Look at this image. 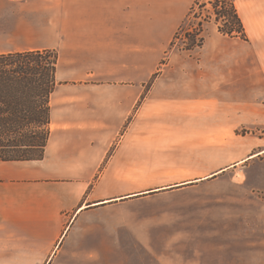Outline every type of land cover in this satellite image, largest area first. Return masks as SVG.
<instances>
[{"label":"crops","instance_id":"obj_1","mask_svg":"<svg viewBox=\"0 0 264 264\" xmlns=\"http://www.w3.org/2000/svg\"><path fill=\"white\" fill-rule=\"evenodd\" d=\"M48 1L0 0V53L58 56L43 156L0 160V264H98L179 225L139 204L185 205L164 197L242 166L246 178L264 157V0H233L247 39L210 23L189 50L170 45L196 0ZM58 12L81 15L63 26ZM142 173L182 175L157 186Z\"/></svg>","mask_w":264,"mask_h":264},{"label":"rangeland","instance_id":"obj_2","mask_svg":"<svg viewBox=\"0 0 264 264\" xmlns=\"http://www.w3.org/2000/svg\"><path fill=\"white\" fill-rule=\"evenodd\" d=\"M118 1L124 5L130 3L129 0ZM155 1L159 2L160 0ZM196 1L205 5L198 6V4H194ZM196 1L192 2L194 8L189 19H186L185 26L183 23L176 30L174 43L170 45V49L183 50L189 42L188 35H185L184 31L186 27L193 32L198 28L200 22L203 28L201 32L203 37L208 24L214 23L218 29L220 21L217 22L214 19L210 0ZM112 2L119 4L115 0L48 1V3L59 5L89 3L107 5ZM39 5L45 6L46 2L39 3ZM42 9L46 10L45 7ZM42 15L45 18L47 14ZM53 15L57 17L60 25L66 26L67 16L81 14L58 12ZM182 26L184 29H181ZM165 31L162 29L161 37L165 36ZM196 38H198V34ZM1 47L2 36L0 35ZM195 48L198 46L192 49ZM252 132H258V130H252ZM260 132L264 134V129H261ZM181 175L178 173H142L139 175V183L164 185L163 183H166L170 178L176 179ZM164 198L176 200L186 198L188 203L178 205L177 208H168L162 206V200H160L145 202L137 207L143 213L153 209L159 216L158 218L164 214L169 216L174 213V215L176 214V223L179 225L173 229L151 227L147 233L145 246L139 244L136 251L133 248L134 250L128 253H108V260H101L98 264H264L262 251L264 245V157L251 162L246 178L242 166L235 177L231 172L217 178L209 176L203 183L188 191L168 195ZM174 215L173 217H175ZM158 223L166 222L159 221ZM177 229H180L178 232L181 234L180 241L177 243L183 244L184 247H182V251L171 252L167 250L168 245L178 246L177 243L170 242L172 234ZM111 234L113 235L112 231ZM97 235L98 230L93 229L92 241H96L93 239L97 238ZM146 246H149V251L145 250ZM98 250L100 252L102 247H98Z\"/></svg>","mask_w":264,"mask_h":264},{"label":"trees","instance_id":"obj_3","mask_svg":"<svg viewBox=\"0 0 264 264\" xmlns=\"http://www.w3.org/2000/svg\"><path fill=\"white\" fill-rule=\"evenodd\" d=\"M210 3L215 21H220V33L247 39L233 0H210ZM194 4L205 5L198 1ZM193 8L192 5L187 20ZM198 25L193 32L181 27L189 39L183 49L201 46L203 28L200 22ZM57 59L52 49L0 53V160L43 156L49 134V96L56 84Z\"/></svg>","mask_w":264,"mask_h":264}]
</instances>
